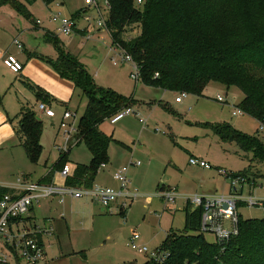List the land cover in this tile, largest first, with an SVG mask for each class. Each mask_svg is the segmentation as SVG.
Instances as JSON below:
<instances>
[{
  "label": "rangeland",
  "instance_id": "rangeland-1",
  "mask_svg": "<svg viewBox=\"0 0 264 264\" xmlns=\"http://www.w3.org/2000/svg\"><path fill=\"white\" fill-rule=\"evenodd\" d=\"M55 1L52 3L55 11H61L66 16L75 15L80 11L82 15H85L84 0H60L56 3ZM27 8L31 13L29 19L23 17L9 4L0 5V52L7 51L9 55L15 56L24 66L22 77H26L55 99L51 105L55 117L48 119L43 116L41 119L43 127L40 138L41 153L36 161L27 158L21 149L23 159L21 158L16 165L8 167L11 158L0 151V175L4 179L0 183L13 184L21 173L29 174L31 180L37 183L51 171L52 183L59 187L64 186L66 179L60 172L53 170V166L67 150L68 141L63 134L64 129H59V122L64 112L63 105L77 112L76 123L84 111L86 99L82 98L73 85L71 88L64 87L63 83L66 82L60 79L53 66L48 63L58 56L54 43L45 40L47 31L57 35L56 24L48 19L49 9L42 0H36ZM91 9L89 8L87 12L94 18L95 15ZM101 9L105 17L107 10L104 6ZM39 20L42 22L41 25L34 24ZM79 26L82 27L83 22H80ZM94 33L91 39H84L81 34L73 32L70 38L57 35V40L63 43L61 50L75 56L77 62L88 70L96 85L109 86L121 94L128 95L127 97L132 94L134 99L144 104L146 109L139 112L143 119H147L149 125L142 133L143 129L134 113L130 117L119 120L115 126L109 124L108 119L101 124V130L105 128L106 135L113 140L108 148L107 167L105 170H98L94 185L118 189L120 185L113 179V174L121 167L129 165L130 160L141 162V165L135 168L131 165L128 172L130 185L138 190L140 196L128 207L125 218L117 215L122 220L121 231L123 235L127 234V239L131 234L138 233L139 244L153 251L161 246L169 228L182 231L184 224L182 203L177 201L175 204L167 205V210L163 211V205L159 200L154 199L159 190V184L176 187L180 193L188 195L227 194L229 184L223 176L218 174L217 169L237 173L247 168L248 164H252L254 179L258 181L257 186L259 185L254 189L253 194L264 199V164L256 165L250 160L251 154L247 159L245 157L247 155L244 156L243 152L238 151L234 143L228 141L223 143L211 130L195 125L196 123L225 124L227 122L237 131L249 136L258 135L264 141L262 122L244 113L240 116H232L233 110H236L242 99L241 90L234 86L226 88L225 85L211 81L205 89V97L187 93L182 103L177 105L175 99L180 91L168 94L156 87L146 85L142 80L135 83L130 78L132 68L129 64L115 66L111 63L113 54L107 47L110 43L108 33L97 31ZM101 37H104L106 44L100 42ZM13 40L25 46V51L13 46ZM31 48H34L37 57L30 55ZM17 77V74L0 63V113L10 118L19 113L22 106L37 111V106L40 104ZM217 95L227 100V103L217 102L215 100ZM160 102L169 104L171 110L161 108ZM6 125L12 132L10 123ZM13 138L14 135L11 140ZM61 149L64 151H60ZM69 150L65 162L70 172L74 173L76 164L89 163L90 156L83 143ZM190 158L203 160L212 168L205 170L198 166L191 167ZM147 196H152L153 199L151 198L149 202ZM45 211L46 206L43 203L38 215L41 217ZM240 213L242 217L251 219H259L264 215L259 207L243 208ZM113 226H116V221L113 222ZM203 235L207 241H212L210 235ZM118 246L127 264H138L147 259V256L132 251L126 241H122ZM0 253L8 256L10 250L0 245ZM8 263L13 264L12 259H8Z\"/></svg>",
  "mask_w": 264,
  "mask_h": 264
},
{
  "label": "trees",
  "instance_id": "trees-1",
  "mask_svg": "<svg viewBox=\"0 0 264 264\" xmlns=\"http://www.w3.org/2000/svg\"><path fill=\"white\" fill-rule=\"evenodd\" d=\"M35 1L24 0L27 5ZM54 1L42 0L46 6ZM106 1L109 8L101 4V8L104 6L107 10L104 17L101 9V15L106 21L109 45L117 44L131 56L138 65L139 80L162 90L180 91L197 97H205V89L211 81L226 88L234 86L243 94L236 110L259 120L264 127V0H144L141 4L137 0ZM2 4L11 5L25 18L31 17L27 6L20 0H0ZM91 12L95 15L94 11ZM80 14L81 11L70 16ZM90 18L96 20V15L94 18L90 15ZM84 22V38L90 39L91 32H103L97 29L95 21L91 24ZM46 35V40L53 42L58 50L55 60L48 63L60 77L72 81L74 89L86 99L84 111L76 122L74 140L67 142V150L53 170L59 172L67 165L68 150L83 143L91 159L87 165L76 164L74 173L64 177V185L90 187L98 170L102 169L101 165L108 160V147L112 141L100 131L99 124L125 108H133L138 102L133 96L127 97L109 87L96 85L75 56L61 50L57 35ZM20 81L39 103L51 108L55 102L52 96L28 79L21 77ZM225 103L227 100L221 104ZM159 106L171 110L167 103H159ZM63 107V111L69 110L67 105ZM38 115L33 108L22 106L13 124L17 142L32 161H36L41 153L43 127L42 116ZM196 124L211 130L221 142L234 143L238 151L247 155V159L251 154L250 160L256 165L264 164V141L258 135H246L227 122ZM251 165L248 164L241 172L229 173L244 177L257 188L258 181L254 179ZM51 176L50 171L44 182L37 183L53 184L49 181ZM5 193L12 192L0 188V199ZM243 208L247 209L243 206L239 212ZM183 214L182 231L170 230L158 248L165 253L163 261L146 259L140 264H264V215L251 219L242 217L240 213L237 234L220 244L204 238L199 229V208L191 210L187 203ZM13 264L22 262L15 257Z\"/></svg>",
  "mask_w": 264,
  "mask_h": 264
},
{
  "label": "built area",
  "instance_id": "built-area-1",
  "mask_svg": "<svg viewBox=\"0 0 264 264\" xmlns=\"http://www.w3.org/2000/svg\"><path fill=\"white\" fill-rule=\"evenodd\" d=\"M138 3L144 0H137ZM86 4L85 11L92 8L91 11L95 12L96 20L90 18L89 13L85 15H78L88 24L95 21L98 30L106 32V21L101 15V4L109 8V3L106 0H84ZM49 21L57 23L56 33L64 36H69L76 26L77 17L62 15L59 11L50 10ZM42 23L40 20L36 21V25ZM87 32L90 33L91 29ZM100 33V32H98ZM95 34V33H94ZM93 35V32H91ZM100 42L106 44L104 37L99 38ZM13 44L21 49L22 45L13 40ZM107 47L112 52L111 63L117 66L118 64L127 63L131 66L132 72L130 78L135 82L139 81L138 65L133 61L131 56L117 44ZM0 61L10 71L20 73L23 69L21 63L15 56L9 55L6 52H0ZM157 76V74H155ZM187 96L185 92H180L175 99L176 103H180L182 99ZM216 101L223 103L225 99L221 96H216ZM37 111L40 116L46 118H54L55 113L44 103L37 106ZM135 114L139 117V122L145 124V120L140 117V113L131 108H125L119 111L108 120L110 123H116L124 116ZM241 110L232 112L233 116L240 115ZM76 113L65 110L59 126L64 129V135L67 141H73L77 132L75 123ZM67 146V145H66ZM62 150V149H61ZM140 161L131 162L127 166H123L119 171L113 174V179L120 185L118 189L111 187H101L97 185H90V187H70L67 185L56 187L53 184H39L34 182H26L23 178H17V191L16 193H5L0 199V245L6 246L10 250L8 256L0 253V263L9 264L8 259L17 257L21 260L22 264H44L45 262V249L42 244V238L51 234L52 228L44 226L30 216V212L35 205H38L46 198L56 197L59 202L65 198H84L88 200H95L104 209L105 213L117 214L125 218V211L128 207L140 196L137 189L130 185L128 178V166L139 165ZM189 164L198 166L204 169H211L212 166L208 165L203 160L190 158ZM106 164L101 165L104 168ZM63 177H67L70 173L68 165H64L59 171ZM217 172L226 178L229 184V191L227 194H179V192L171 186H166L158 190L155 194L156 197L162 199L165 205L174 204L178 198L184 199L189 204L191 210H200L199 229L212 237V241L224 244L230 237L235 236L238 232L237 224L239 219V209L245 208H260L264 213V199L259 198L253 194L255 187L250 185L244 177L234 176L233 174L218 168ZM148 201L152 196L146 197ZM140 235L133 233L128 239V246L137 254L147 256V259L156 262H162L165 258V253L158 249L149 251L146 246L139 244Z\"/></svg>",
  "mask_w": 264,
  "mask_h": 264
},
{
  "label": "crops",
  "instance_id": "crops-1",
  "mask_svg": "<svg viewBox=\"0 0 264 264\" xmlns=\"http://www.w3.org/2000/svg\"><path fill=\"white\" fill-rule=\"evenodd\" d=\"M20 1L28 7V5L24 2V0H20ZM59 1L60 0H57V1H55V3L59 2ZM47 8L49 9V11L50 10L54 11L53 10V4L48 5ZM60 13L62 15H65L61 11H60ZM26 19H29V18H26ZM77 19H78L77 27L74 29V33H79L84 38L83 33H84L86 23L84 22V20L82 18H80V16H78ZM80 22H83L82 27L79 26ZM34 24H36V22ZM41 24L42 23H40L39 25H41ZM55 24H56V28H57L58 25H57V23H55ZM56 28H55V32H56ZM46 34H50L49 31H47ZM57 35H60V34H57ZM45 37H47V36H45ZM68 38H70V37H68ZM84 39H86V38H84ZM12 45L15 46L13 44V42H12ZM60 47L63 48L62 42H61ZM24 48H25V46L23 47V45H22L21 49H23V51H25ZM21 49H19V50H21ZM6 53H8V52L6 51ZM29 53L31 56L37 57L36 54L33 55V53H36L34 48H31V50H29ZM0 63H1V61H0ZM23 70H24V66H23V69L20 73H14L13 72L14 74L18 75L17 78L19 80L22 77L21 73L23 72ZM22 78H24V77H22ZM25 79H26V77H25ZM60 79L64 80L66 82V83H63V86L66 88L68 86H70L69 88H71V86L73 85L72 81H69V80L62 78V77ZM104 87H109V86H104ZM73 88H74V85H73ZM109 88H111V87H109ZM156 88H158V87H156ZM158 89H160V88H158ZM160 90H162V89H160ZM162 91L166 92L168 94L169 93H176V92H171V91H167L164 89ZM125 96H128V95H125ZM130 96H133V95L131 94ZM136 101L138 102V104H136L134 106V108L136 109L137 112H139L142 109H146L144 107V104L140 103V101H138V100H136ZM182 101H183V99H182ZM182 101L180 103H182ZM160 103H162V102H160ZM176 104L179 105L178 103H176ZM167 106L169 107V104H167ZM17 115H18V113L10 118L8 115L5 116V115H3V113H0V135H1L0 136V151H1V153L8 154L9 157L11 158V162H9L8 167L16 165L18 162H20V160L22 158L21 157V149L23 150V147L20 145V143L17 142L16 137H15V130L13 127V124L15 123L14 118ZM130 116L131 115H127L124 117H130ZM139 116L141 117V113ZM124 117H122L121 119H123ZM135 117H136V120L138 121V123L140 124L141 128L143 129L142 133H144V129L149 127L147 119H144L145 120V124H144V123L139 122V117L137 115H135ZM49 119H53V118H49ZM121 119H119V120H121ZM118 121L116 123H118ZM6 123H10L11 128H13L12 132H11L10 128H8ZM116 123L112 124L109 122V124H111L112 126H115ZM101 124H99L100 125L99 126L100 131L102 133L106 134L107 131L105 128H103V131L101 130V126H102ZM195 125L198 126L197 124H195ZM1 132H4V133L1 134ZM146 132H149V131H146ZM12 135H14V138L11 140ZM169 136H171L170 138H172V135H169ZM112 140H113V138H112ZM80 144H82V143H80ZM109 146H110V144H109ZM4 151H6V152H4ZM68 151H70V150H68ZM23 153H24V150H23ZM24 155H25V153H24ZM89 156H90V153H89ZM90 159H91V156H90ZM90 159H89V161H90ZM131 162H133V161L130 160L129 164ZM87 164H84V165H87ZM140 165H141V162L139 163V165H135L132 167L135 168V167H138ZM190 166L195 167L192 165H190ZM106 167H107V164L103 169H100V170H105ZM129 168H130V166H128V172H129ZM202 169H204V168H202ZM205 170H208V169H205ZM47 174H45L44 177L39 182H42ZM20 177L23 178V180L26 182H28V181L33 182L31 180L32 178L29 177V174L25 175V174L21 173ZM95 178H96V176H95ZM95 178H94V180H95ZM94 180H93L92 184L94 183ZM0 181H4L3 177H1V175H0ZM49 181L52 182V179H50ZM16 186H17V181H15L13 184L0 183V188L7 189V191L12 192V193H14V191L18 190ZM164 187H166L164 184L158 185L159 189L164 188ZM174 188L179 192V190L176 187H174ZM228 191H229V188H228ZM179 194L182 195L183 193L179 192ZM154 199H157L160 201V203L163 205V211L167 210V205L164 204L162 199H159L156 196ZM177 201H180L182 203L181 212H183L184 208L187 206V203L185 202L184 199H181V198H178ZM43 203H45L46 211H45V214H42L40 217L38 215L39 209L42 207ZM170 205H172V204H170ZM102 209L103 208L99 206V203L97 201L88 200V199H84V198H75V199L65 198L62 202L61 201L59 202L58 198L50 197V198L44 199L38 205H35L34 208L30 212L31 217H33V219H35L40 224H42V225L48 224L52 228L51 234L46 235L45 237L42 238V244L44 246L45 254H46L44 264H127V262H125V258H123V256H122L121 249L118 246V244L122 243V241H126V244H127L128 239H129V238L128 239L126 238L127 234L126 235L122 234V231H121L122 230V224H121L122 220L120 218H118L119 215L117 216V214L105 213L104 209L103 210ZM103 211H104V213H103ZM119 217H122V216H119ZM114 221H116V226H113ZM170 230H172V229L169 228V231ZM168 232L166 233V235L168 234ZM127 246H128V244H127ZM140 263H138V264H140Z\"/></svg>",
  "mask_w": 264,
  "mask_h": 264
}]
</instances>
